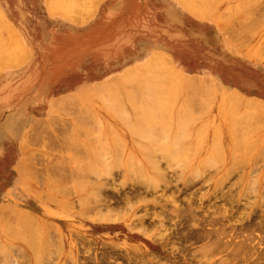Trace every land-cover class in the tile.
<instances>
[{
  "label": "rangeland",
  "instance_id": "obj_1",
  "mask_svg": "<svg viewBox=\"0 0 264 264\" xmlns=\"http://www.w3.org/2000/svg\"><path fill=\"white\" fill-rule=\"evenodd\" d=\"M68 1L0 0V215L34 216L28 226L0 216V264L18 258L30 226L50 245L47 264H126L134 253L144 260L128 264H158L177 247V263H159L217 264L241 241L264 257V0ZM104 207L115 218L94 220ZM192 215L213 236L221 223L231 242L193 259L205 241Z\"/></svg>",
  "mask_w": 264,
  "mask_h": 264
},
{
  "label": "bare ground",
  "instance_id": "obj_2",
  "mask_svg": "<svg viewBox=\"0 0 264 264\" xmlns=\"http://www.w3.org/2000/svg\"><path fill=\"white\" fill-rule=\"evenodd\" d=\"M67 1H68V0H67ZM180 1H181V0H180ZM68 2H69V1H68ZM71 2H72V1H71ZM71 2H70V3H71ZM73 2L75 3L76 0H75V1L73 0ZM73 2L71 3L72 6H77V5H73ZM62 3H64V2H62ZM76 3H77V2H76ZM182 3H183V2H182ZM193 3H194V2H193ZM193 3H192V4H193ZM71 4L67 3L66 6L69 7V5H71ZM86 5H87V4H86ZM190 5H191V4H190ZM63 6H64V5H63ZM88 6H89V5H88ZM68 7H65L64 9L67 11V10H69ZM187 7H188V6H187ZM66 8H67V9H66ZM70 8H71V7H70ZM73 8H74V7H73ZM189 8H190V6H189ZM51 10H52V9H51ZM51 10H50V11H51ZM70 11H71V10H70ZM69 13H70V12H69ZM197 13H198V12H197ZM67 14H68V13H67ZM201 16H203V15H201ZM0 22L3 24V19H1ZM1 23H0V24H1ZM4 24H5V22H4ZM5 26H6V25H5ZM6 27H7V26H6ZM0 38H2V37L0 36ZM1 42H3V41H1ZM14 44H15V43H14ZM16 47H17V45H16ZM16 47H15V48H16ZM15 50L17 51V48H16ZM15 50H14V51H15ZM1 53H2V52H1ZM13 53H14V52H13ZM3 55H4V54H3ZM16 55H18L17 52H16ZM4 56H5V55H4ZM155 59H156V58H155ZM158 59L160 60V58H158ZM3 60H4V59H3ZM7 60H8V58H7ZM7 60H6V61H7ZM12 60H13V56H12ZM164 60H165V59H164ZM20 61H21V60H20ZM22 61H23V60H22ZM161 61H163V60L161 59L160 62H159V63L156 62V64H157V65H158V64H161V67H162V62H161ZM0 62H1V61H0ZM7 62L9 63V62H12V61H11V60H8ZM15 62H16V61H15ZM15 62H14V63H15ZM12 63H13V62H12ZM14 63H13V64H14ZM149 63H150V62H149ZM149 63H148V64H149ZM153 63H154V62H153ZM3 64H4V63H3ZM9 64H10V63H9ZM156 64H150V65H152L153 67H156ZM164 64H165V67H162V69H163V68H166V63L163 62V65H164ZM11 65H12V64H11ZM142 66H143V65H142ZM158 66H159V65H158ZM140 67H141V66H140ZM159 67H160V66H159ZM149 68H150V67H148V69H149ZM169 68H170V67H169ZM169 68H166V69H169ZM143 69H144V68H143ZM145 69H146V68H145ZM163 70H164V72L166 71L165 69H163ZM137 71H138V70H137ZM169 71H170V69H169ZM169 71H168V70L166 71L168 75H170ZM138 72L140 73L141 71H138ZM167 74H165V75H167ZM190 80H192V79H190ZM192 84H193V83H191L190 85H192ZM97 86H98V85H97ZM99 87H100V86H99ZM101 88H102V87H101ZM96 89H97V88H96ZM157 89H158V88H157ZM158 92H160L159 89H158ZM130 94H131V93H130ZM132 94H134V92H133ZM134 95H135V94H134ZM66 96H67V95H66ZM127 96L130 97L131 95H127ZM67 97H68V96H67ZM113 98H114V97H113ZM134 98H135V97H133V95H132V99H134ZM67 99H68V98H67ZM115 99H116L117 101H119V99L116 98V96H115ZM113 100H114V99H113ZM58 102H59V101H58ZM58 102L56 103V106H57V104L60 103V102H59V103H58ZM247 102H248V101H247ZM67 103H68V102H67ZM118 103H119V102H118ZM251 103H252V102H251ZM251 103H247V104H246V106L249 105V106H247L248 109H250V108H251V110L254 109L253 111H255V110H257V109L262 110V106H260V105H258V104H254V103L251 104ZM60 105H63V107L61 106L60 108H64V107L66 106V104H62V103H61ZM60 105H59V106H60ZM118 105H119V104H118ZM52 106H53V105H52ZM54 106H55V104H54ZM150 107H151V106H150ZM51 109H52V108H51ZM147 109H148V108H147ZM263 109H264V108H263ZM149 110L152 111V110H154V109H153V108H149ZM55 111H56V110H55ZM262 112L264 113V110H263ZM256 113H259V112L257 111ZM263 116H264V115H263ZM143 117H144V116H143ZM145 118H146V116H145ZM52 121H53V120H52ZM32 123H33V122H32ZM34 123H36V121H35ZM37 124H38V121H37ZM44 124H45V123H44ZM42 125H43V124H42ZM35 126H36V124L33 125V127H32L33 130H35L34 128L37 127V126H36V127H35ZM40 127H41V126H40ZM36 129H37V128H36ZM38 129H39V128H38ZM29 132H30V130H29ZM28 134H29V133H28ZM34 134H35V133H34ZM29 135H30V134H29ZM30 136H32V135H30ZM31 138H32V137H31ZM28 139L30 140V138H28ZM26 142H27V141H26ZM23 166H24V165H22V162H18V163H17V169H18V171H20V172L23 171V170H24V169H23ZM138 171H139V168H138ZM140 171H141V169H140ZM140 171H139V173H138L139 175H138V174L136 175L137 177H138V176L141 177V176H140V175H141V174H140ZM23 173H24V172H23ZM155 175H156V178L160 176V174H158V175L155 174ZM142 176H143V175H142ZM142 178H144V177H142ZM156 180H157V179H156ZM153 181H155V179H154ZM148 183H149V182H148ZM150 183L153 184L152 181H151ZM132 184H133V183H132ZM153 185H156V184H153ZM130 186H131V185H130ZM133 186H134V185H133ZM133 186H131V187H133ZM131 187H130V189H132ZM133 189H134V187H133ZM99 190H100V189H99ZM136 191H137V193H136V192H135V193L138 194V193H139L138 190H136ZM128 193H129V192H128ZM136 194H134V195H136ZM130 196H133V195H130ZM123 197H124V196H123ZM125 197H126V195H125ZM119 198H120V197H118L117 199H119ZM131 198H132V197H131ZM229 198H230V197H228V201H229ZM114 199H115V197H114ZM115 200H116V199H115ZM224 200H226V199H224ZM121 201H122V200H121ZM121 201H120V202H121ZM228 201H226V203H227ZM117 202H118V200H117ZM123 202H124V204L129 203L128 198L126 197L125 200H124ZM117 204H118V203H117ZM100 205H103V204L101 203ZM106 205H107V204H106ZM108 205H109V204H108ZM188 205H189V204H188ZM190 205H191V203H190ZM190 205H189V207H191ZM8 206H9V205H8ZM91 206H93V205H90L89 207H91ZM103 206H104V205H103ZM175 206H176V205H175ZM96 207L100 209V207H99L98 205H97ZM110 207H111V205H110ZM124 207H126V206H124ZM130 207L132 208V206H130ZM173 207H174V206H173ZM196 207H199V205H197ZM196 207H194V209H195ZM208 207H209V206H208ZM208 207H207V208H208ZM230 207H231V208H230L229 210H230V212H231V211H232V210H231V209H232V206H230ZM92 208H95V207H92ZM104 208H105V207H104ZM106 208H107V207H106ZM106 208H105V209H106ZM111 208H112V207H111ZM117 208H118V207H117ZM119 208H121V207L119 206ZM122 208H123V207H122ZM131 208H130V209H131ZM176 208L178 209V207H176ZM207 208L205 209L206 211H205L204 209H202V210H204V211H203L204 213L208 211V212H207L208 214L206 213V215H207V216H208V215L211 216L212 213H214V211H213V212L211 211V212H212V213H211L209 210H207ZM109 209H110L109 207L106 209V210H108V211H107V213H105V214H104V213H103V214H102V213H101V214H100V213H95L96 215H94L93 219L96 220V221H99V220H109L110 218H115V217H112V215L114 214L113 210H109ZM126 209H127V208H126ZM179 209H180V208H179ZM194 209H193V210H194ZM213 209H214V208H213ZM226 209H227V208H226ZM226 209L224 210V208H222V210H224V211L222 212V215H224V214L227 212ZM2 210L4 211V213H5V211L7 212V214L5 213V214H6L5 216H7V215L13 213V216H14L15 218H18L19 220H21V222H22L23 224H25L26 226H28L29 223L32 224V222H33V220H34V216H33L31 213H29V212L26 213V212L17 211L16 209L8 208L7 206H6V207H2ZM195 210H196V209H195ZM195 210H194V211H195ZM222 210H221V211H222ZM3 211H1V212H3ZM114 211H115V210H114ZM174 211H176V210H174ZM201 212H202V211H200V213H201ZM203 212L201 213V216L204 217L203 219H205V218H206V217H205L206 215L203 216V215H202ZM209 212H210V213H209ZM217 212H218V211H217ZM219 212H220V211H219ZM224 212H225V213H224ZM115 213H118V212H115ZM195 213H196V212H195ZM197 214H198V213H197ZM215 214H216V213H215ZM215 214H214V215H215ZM229 214H230V213H229ZM229 214H228V215H229ZM1 215H2V214H1ZM1 215H0V216H1ZM228 215H224V216H225V217H224L225 220H226V218H227V220L229 219L228 217H226V216H228ZM3 216H4V215H2L1 218H4V217H5V216H4V217H3ZM9 216H11V215H9ZM174 216H176V215H174ZM212 216H213V215H212ZM194 217H195L194 215L189 216V217L185 220V223L187 222V225H189V226H190L191 224H192V225L195 224L197 227L199 226V228H200V223H201L200 221H202V220L199 221V220L196 219V217H195V218H194ZM208 217H209V216H208ZM216 217H217V216L215 215V218H216ZM224 218H223V219H224ZM230 218H231V216H230ZM117 219H118V218H117ZM207 219H209V218H206L205 221H206ZM211 219H212V218H211ZM137 220H138L137 222H139V224H140V227H137V228H135V229H137V231H140V233H141L142 235H148V236L150 237V235H149V233L147 232V230H145V228L142 227V226H143V225H142V224H143L142 222H144V221H143L144 218H143V217H138ZM196 220H197V221H196ZM212 220H214V221H212ZM212 220H211V221L214 222L215 225H218V224H216V222H220V221H219V218L216 219V221H215V219H212ZM227 220H226V221H227ZM231 220H232V219H231ZM209 221H210V219H209ZM211 221H210V223H212ZM222 221H223V220H221V222H222ZM228 221H229V220H228ZM250 221H251V220H250ZM199 222H200V223H199ZM247 222H248V221H247ZM247 222H246V225H249L250 223L248 222L249 224H247ZM257 222H258V221H257ZM257 222L255 221L254 223H257ZM259 222H260V221H259ZM263 222H264V221H263ZM177 223H178V222H177ZM183 223H184V222H182V226H183ZM207 223H208V221H207L206 223L204 222L205 225H206ZM210 223H208V224H210ZM222 223H223V222H222ZM227 223H228V222H227ZM254 223H253V221H252V223L250 224V227L248 226L249 229H250V231H251V227H252L251 225L254 224ZM175 224H176V223H175ZM178 224H179V223H178ZM180 224H181V223H180ZM208 224H207V225H208ZM220 224H221V223H219V228H221V231H220V232H222L223 227H220V226H222V225H220ZM224 224H225V223H223V226H224ZM257 224H258V223H257ZM257 224H255V225L258 227L256 230H258V231H260V232H261V229L264 230L263 227H261V226H262L261 223H259L261 226H258ZM184 225H185V224H184ZM201 225H203V223H202ZM210 225H211V224H210ZM255 225H253L252 228L255 229V228H256ZM182 226H181V227H182ZM196 226H195L194 228H196ZM212 226L214 227L213 224H212ZM225 226H227V224H225ZM254 226H255V227H254ZM263 226H264V224H263ZM127 227H130V228L134 229L135 226L132 225V224H130V223H128V226H127ZM176 227H177V226H176ZM201 227H202V226H201ZM205 227H206V226H205ZM205 227H204V228H205ZM259 227H260V228H259ZM31 228H32L31 226H30L29 228H27V229L25 230V233L23 234V238H22V239H23V240H22V241H23V244H21V245L17 248V251H16V254H18L17 257L20 258V259H22L23 257H25L26 259L23 258L22 261H25V260H29V261H31V262L33 261V264H36V263H37V264H39V263H40V264H45V262H46V264H47V263H48L47 260H46V261L43 260L44 263H41V261H42V259H46V258L48 259L50 256L52 257V252H51L52 250H51V248H50V245H49V248H50L51 251H50L49 248L47 247V245H48L47 243H48V242L44 244L45 246H42V245H41V241L35 242L34 239H37V240L42 239V238H43V235L40 234V235H39L40 237L38 236L39 239H38L37 236H36V237H37V238H36V237L34 236V233H37V231L34 230V229L31 230ZM182 228H183V227H182ZM182 228H181V229H182ZM184 228H185V227H184ZM184 228H183V229H184ZM192 228H193V226H191V229H192ZM199 228H198V229H199ZM204 228H202V229H204ZM206 228H207V227H206ZM206 228H205V230H206ZM209 228H210V227H209ZM217 228H218V227L216 226V230H217ZM188 229L190 230V228H188ZM196 229H197V228H196ZM202 229L200 228V230H202ZM213 229H214V228H213ZM224 229H225V227H224ZM242 229H243V227H242ZM246 229L249 231L248 228H246ZM254 229H252V231H253ZM186 230H187V229H186ZM244 230H245V228H244ZM244 230H241L240 232L242 233V231H244ZM34 231H35V232H34ZM182 231H183V230H182ZM223 231H224V230H223ZM250 231H249V232H250ZM178 232H179V230H178ZM190 232H191V230H190ZM220 232H219V233H220ZM230 232H231V230H230ZM260 232H259V233H260ZM219 233H218V234H219ZM222 233H223V232H222ZM236 233H237V231H236ZM263 233H264V231H262V233H261V237H260V238L263 237ZM38 234H39V233H38ZM178 234H181V232H179ZM182 234H183V236H185V234H184L183 232H182ZM218 234H216L215 236H213L212 229H211V230L209 229V230H207V231L202 230L201 232L198 230L197 235H195L194 237L197 238L198 240H199V239H203L205 242L202 241L203 243H202L201 246H196V247L193 248V250L191 249V250H189V251H191V253H192V252L194 251V249L197 248L194 252H198L200 255H201L202 253H203V255H204V254H206V255H208V254H209V255H213L216 251H218V249H219V247H220V245H221V242H222V240H223V236H224V235H223V236H220V235H218ZM224 234H227V232L224 233ZM36 235H37V234H36ZM161 235H162V234H159L157 237H154V236H156V235H153V236H151V239H152L153 241H156V242L160 243L161 245H163L162 247H164V244H163V243H165L166 236H163V235L161 236ZM186 235H187V233H186ZM237 235H238V234H237ZM240 235H241V234H240ZM240 235H238V236H240ZM187 236H190V235H187ZM225 236H227V235H225ZM225 236H224V237H225ZM228 236H231V235H229V233H228ZM228 236H227V238L230 240V238H229ZM238 236H237V237H238ZM259 236H260V234H259ZM19 237H20V236H19ZM21 237H22V235H21ZM21 237H20V238H21ZM178 237H179V235H178ZM178 237H177V239H178ZM191 237H192V236H191ZM191 237H190V238H191ZM221 237H222V240H221ZM235 237H236V236H235ZM254 237H255V236H254ZM254 237H252V238H254ZM187 238H188V237H186V238L183 237L182 239L185 240L186 242H188V240H189L190 238H189L188 240H187ZM231 238H233V237H231ZM245 238H246V237H245ZM245 238H244V239H245ZM247 238H248V236H247ZM249 238H250V237H249ZM180 239H181V238H180ZM192 239H193V240H196V239H194L193 237H192ZM192 239H191V241H192ZM228 239H227V240H228ZM239 239H240V238H239ZM254 239H258V238H254ZM229 240H228V241H229ZM231 240H232V239H231ZM231 240H230V242H231ZM175 241H176V240H175ZM177 241H178V240H177ZM177 241H176V242H177ZM179 241H180V240H179ZM179 241H178V242H179ZM199 241L201 242V240H199ZM220 241H221V242H220ZM235 241H237L236 238H235ZM238 241H239V240H238ZM240 241H241V240H240ZM247 241H248V240H247ZM247 241H246L245 243H247ZM168 242H169V241H168ZM194 242H196V241H194ZM194 242H193V243H194ZM224 242H225V241H224ZM252 242H253V239H252ZM260 242H261V241H260ZM260 242H259V243H260ZM180 243H182V241H180ZM180 243H179V244H180ZM241 243L244 244V242L241 241L239 245H242ZM248 243H249V242H248ZM49 244H50V243H49ZM166 244H168V243H165V245H166ZM237 245H238V244H237ZM239 245H238L237 247L234 245L235 247L232 248L230 251L226 252V255H224V254H225V253H224V254H223V255H224V258H220V259L217 261V264H236V262H238L239 260H240V261H241V260L244 261L245 264H247V263H248V264H262V263H264V257H263L262 255H261L260 257H256L257 255H255L254 257H256V258H253V254H255L256 251L253 252V250H251V247H250V249H249V250H251V252H250L251 254H249V253H248L249 255L247 254V252H249L248 249H246V250H244V251L241 250V252H243V254H242L243 256H242V257L244 258V260H243V258L241 257L238 261H235V260L238 259V256L241 254V252H240V248H241V247H240ZM257 245H258V244H257ZM257 245H256V246H257ZM104 246H105V245H104ZM104 246H103V247H104ZM106 246H107V245H106ZM106 246H105V247H106ZM177 246H178V243H177ZM179 246H181V244H180ZM183 246H184V242H183ZM232 246H233V245H232ZM243 246H244V245H243ZM246 246H247V245H246ZM110 247L113 248V246H110V245H109L108 247H106V248H110ZM198 247H199V248H198ZM254 247H255V246H254ZM47 248H48V250L50 251L51 255H50L49 251L47 250ZM164 248H166V247H164ZM230 248H231V246H230ZM252 248H253V247H252ZM100 249H101V250H100V251H101L100 254H102V248H100ZM103 249H104V248H103ZM174 249H176V247H175ZM177 249H179V251H180V248H179V247H177ZM186 249H187V248H186ZM220 249H221V248H220ZM222 249H224V248L222 247ZM241 249H244V247H242ZM256 249H257V248H256ZM104 250H107V249H104ZM104 250H103V251H104ZM165 250L167 251V248H166V249H163V251H165ZM169 250H170V248H169ZM254 250H255V249H254ZM107 251H109V250H107ZM118 251H119V250H118ZM174 251L177 253L178 250H177V251L174 250ZM174 251H173L172 248H171V250H170L169 253L172 255V256H171L172 259L169 260V259L166 258L167 256H166V257L164 256L165 260L167 259V260H169V261L172 262V260L175 259V261H176V263H177L176 257H179V253H177V254H178V255H177ZM179 251H178V252H179ZM258 251H259V245H258ZM261 251H262V250H261ZM261 251H260V252H261ZM112 252H113V250H112ZM112 252H111V250H110V252H107L106 255H107V254L109 255V254H111ZM263 252H264V251H263ZM119 253H120V252H119ZM161 253H162V252H161ZM165 253H166V252H165ZM167 253H168V252H167ZM191 253L187 252L186 254H190V255H191ZM217 253H219V252H217ZM16 254H15V255H16ZM68 254H70L69 256L72 257V256H71V253H68ZM113 254H114V253H113ZM157 254H158V253H157ZM157 254L155 253V255H157ZM192 254H193V253H192ZM196 254H197V253H196ZM196 254H195V253L193 254V257H194L193 259H195V256H194V255H196ZM261 254H262V253H261ZM82 255H84V254H81L80 257H82ZM108 255H107V256H108ZM115 255H116V254H115ZM118 255H119V254H118ZM122 255H123V254H122ZM144 255H145V254H142L141 257H138V256L134 253L132 257H130V256H128V258L126 257V258H127V259L125 258L126 260H125L123 257H122V258H123V262H124V260H125V261L127 262L126 264H128V261H129V263H131L130 261L132 260V263H133V260L142 259V257H143ZM158 255H159V254H158ZM182 255H183V254H182ZM190 255H189V259H191L190 257H192V256H190ZM200 255H199V256H200ZM203 255H202V257H203ZM209 255H208L207 257H209ZM263 255H264V254H263ZM69 256L67 255L66 257H67L68 259H71V260L73 259V260H74V258H69ZM76 256H77V255H76ZM84 256H86V255H84ZM98 256H100V255H97V258L99 259L100 257H98ZM107 256H105V254H104L103 258H104V257L106 258ZM119 256H120L119 258H121V254H120ZM152 256L154 257V254L151 255V258H152ZM162 256H163V255H162ZM185 256H186V255H185ZM221 256H222V255H221ZM248 256H249V257H248ZM8 257H10V256H8ZM51 257H50V258H51ZM57 257H58V256H57ZM57 257H56V259H57ZM62 257H63V256H62ZM78 257H79V256H78ZM90 257L93 258V255H90ZM116 257H117V256H116ZM156 257H157V256H156ZM182 257H183V256H182ZM196 257H197V256H196ZM205 257H206V256H205ZM207 257H206V258H207ZM211 257H212V256H211ZM262 257H263V258H262ZM18 258H15V259H11V258H10V259H11V263H12V264H21V262H20V260H18ZM67 258H64L65 260H63V261L68 260ZM76 258H77V257H76ZM76 258H75V259H76ZM107 258H111V257H107ZM112 258H115V256L113 255ZM112 258H111V259H112ZM122 258H121V259H122ZM154 258H155V257H154ZM180 258H181V255H180ZM197 258H198V257H197ZM206 258H205V259H206ZM7 259H8V258H7ZM24 259H25V260H24ZM155 259H157L159 262L161 261V260H159L158 258H155ZM155 259H154V260H155ZM181 259H182V258H181ZM189 259H188V260H189ZM207 259H209V261H211V258H210V257L207 258ZM207 259H206L204 262H207ZM213 259H214V258H213ZM0 260H1V259H0ZM48 260H49V259H48ZM73 260H72V261H73ZM91 260H94V258L91 259ZM100 260H101V259H100ZM100 260H99V261H100ZM106 260L108 261V260H110V259H106ZM112 260H113V261H116V260H114V259H112ZM127 260H128V261H127ZM142 260H144V259H142ZM165 260H164V261H161V262L163 263V262H165ZM198 260H199V259H198ZM198 260H197V262H198ZM72 261H71V262H72ZM86 261H87V259H86ZM86 261L83 262V259H82V262H83V263H85ZM94 261H95V260H94ZM139 261L141 262V260H139ZM145 261H146V260H145ZM145 261H142V264H145V263H143V262H145ZM148 261H149V260H148ZM148 261H147L146 263H148ZM155 261H156V260H155ZM183 261H185V260H183ZM209 261H208V262H209ZM25 262H26V263H24V262H23V263H24V264H27V263H28L27 261H25ZM58 262H59V261H58ZM79 262H81V261H79ZM79 262H77V263L80 264ZM82 262H81V263H82ZM88 262H90V261H88ZM101 262H102V261H100V263H101ZM103 262H104L105 264L107 263V262H105V261H103ZM103 262H102V264H103ZM109 262H110V261H109ZM123 262H122V263H123ZM159 262H157V263L160 264L161 262H160V263H159ZM173 262H174V261H173ZM208 262H207V264H208ZM29 263H30V262H29ZM65 263H66V262H65ZM114 263H115V262H114ZM117 263H118V262H117ZM117 263H115V264H117ZM134 263H135V262H134ZM169 263H170V262H169ZM169 263L166 262V264H169ZM174 263H175V262H174ZM174 263H173V264H174ZM178 263L180 264L181 262L178 261ZM188 263H189V262H188ZM4 264H8V263L5 262ZM51 264H53V263H51ZM62 264H63V263H62ZM71 264H72V263H71ZM74 264H75V262H74ZM85 264H86V263H85ZM87 264H89V263H87ZM90 264H91V263H90ZM120 264H121V263H120ZM137 264H138V263H137ZM151 264H152V263H151ZM171 264H172V263H171ZM183 264H184V263H183ZM214 264H216V263H214ZM240 264H244V263H243V262H242V263L240 262Z\"/></svg>",
  "mask_w": 264,
  "mask_h": 264
},
{
  "label": "crops",
  "instance_id": "obj_3",
  "mask_svg": "<svg viewBox=\"0 0 264 264\" xmlns=\"http://www.w3.org/2000/svg\"><path fill=\"white\" fill-rule=\"evenodd\" d=\"M19 56V55H18Z\"/></svg>",
  "mask_w": 264,
  "mask_h": 264
}]
</instances>
